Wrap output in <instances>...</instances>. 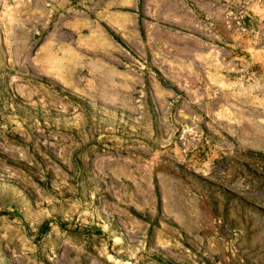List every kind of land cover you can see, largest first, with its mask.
I'll return each instance as SVG.
<instances>
[{"label":"rangeland","instance_id":"1","mask_svg":"<svg viewBox=\"0 0 264 264\" xmlns=\"http://www.w3.org/2000/svg\"><path fill=\"white\" fill-rule=\"evenodd\" d=\"M263 11L0 0V264H264Z\"/></svg>","mask_w":264,"mask_h":264},{"label":"crops","instance_id":"2","mask_svg":"<svg viewBox=\"0 0 264 264\" xmlns=\"http://www.w3.org/2000/svg\"><path fill=\"white\" fill-rule=\"evenodd\" d=\"M128 4V8L130 10H136L137 6V0H126ZM151 2V0H142L143 6L148 7V3ZM258 17L255 18L257 21L255 29H252L254 31L255 36L257 37L256 45L253 48V52H250V55L253 59H255L257 62H259L263 67V70L259 71L258 76H263V83H264V56H262L261 52L264 51V11L258 13ZM133 24H135V20L133 17ZM251 50V49H250ZM249 50V51H250Z\"/></svg>","mask_w":264,"mask_h":264},{"label":"trees","instance_id":"3","mask_svg":"<svg viewBox=\"0 0 264 264\" xmlns=\"http://www.w3.org/2000/svg\"><path fill=\"white\" fill-rule=\"evenodd\" d=\"M7 213V212H5ZM50 229V223L47 221L43 223L39 228H38V236L45 235L49 232ZM97 233H102L101 230L96 229Z\"/></svg>","mask_w":264,"mask_h":264}]
</instances>
